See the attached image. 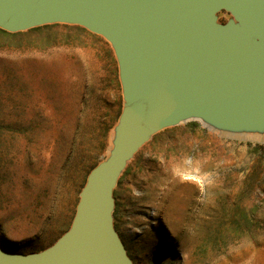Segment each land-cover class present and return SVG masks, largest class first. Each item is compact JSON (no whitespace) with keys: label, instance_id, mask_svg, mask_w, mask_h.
I'll list each match as a JSON object with an SVG mask.
<instances>
[{"label":"rangeland","instance_id":"374dc122","mask_svg":"<svg viewBox=\"0 0 264 264\" xmlns=\"http://www.w3.org/2000/svg\"><path fill=\"white\" fill-rule=\"evenodd\" d=\"M75 27L0 32V247L12 253L45 249L69 228L112 147L118 64L105 39ZM112 196L132 264H264V131L192 119L164 128L127 161Z\"/></svg>","mask_w":264,"mask_h":264},{"label":"water","instance_id":"95a60500","mask_svg":"<svg viewBox=\"0 0 264 264\" xmlns=\"http://www.w3.org/2000/svg\"><path fill=\"white\" fill-rule=\"evenodd\" d=\"M227 12L225 23L217 14ZM78 25L118 64L122 110L109 156L87 175L69 228L38 252L0 247V264H132L113 228V189L155 133L187 120L264 131V0H0V29Z\"/></svg>","mask_w":264,"mask_h":264},{"label":"trees","instance_id":"16d2710c","mask_svg":"<svg viewBox=\"0 0 264 264\" xmlns=\"http://www.w3.org/2000/svg\"><path fill=\"white\" fill-rule=\"evenodd\" d=\"M46 25V24H45ZM42 26V25H41ZM75 26H77V27H75L79 32H81V33H84V34H86V35H89V36H92V37H96L95 35H97V34H94V33H91V32H89L88 30H86L85 28H83V27H81V26H78V25H75ZM37 27H39V26H37ZM33 28H36V27H33ZM0 32L1 33H10V32H7V31H4V30H2V29H0ZM97 38L99 39V40H102L101 38V36H99V35H97ZM105 44H106V42H104Z\"/></svg>","mask_w":264,"mask_h":264}]
</instances>
